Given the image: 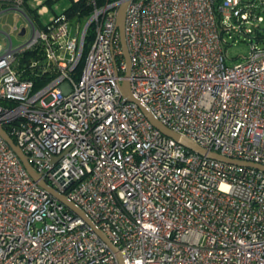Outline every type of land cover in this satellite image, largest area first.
<instances>
[{
  "label": "built area",
  "instance_id": "1",
  "mask_svg": "<svg viewBox=\"0 0 264 264\" xmlns=\"http://www.w3.org/2000/svg\"><path fill=\"white\" fill-rule=\"evenodd\" d=\"M122 1L88 0L84 19L53 15L46 27L23 0L5 1L30 36L17 48L9 37L0 44V101L8 103L0 125L124 264H264V170L185 147L122 98ZM28 6L48 13L47 0ZM246 35V61L227 65V37ZM125 37L131 91L161 123L208 151L264 165V0H129ZM29 49L53 73L37 89L13 69ZM0 264H118L1 136Z\"/></svg>",
  "mask_w": 264,
  "mask_h": 264
},
{
  "label": "water",
  "instance_id": "2",
  "mask_svg": "<svg viewBox=\"0 0 264 264\" xmlns=\"http://www.w3.org/2000/svg\"><path fill=\"white\" fill-rule=\"evenodd\" d=\"M129 3V0L122 1L117 9L116 12V18H115V29L118 31L119 34V40L122 50V55L125 62V72H124V78L119 84L121 96L125 101H131L138 105L140 110L143 112L145 117L148 119V121L151 123L152 126H154L156 129H158L161 133H163L166 136H169L176 141L180 142L185 147L201 154L206 155L210 158H214L217 160H221L224 162L234 163L242 166H252L260 170H264V165L248 162V161H242L238 159H233L229 157H225L222 155H219L217 153L208 151L198 144L194 143L190 139L182 136L181 134L172 131L168 127H166L163 123H161L150 110H148L145 105H143L132 93L131 87H130V81L128 77L130 76L131 71V63H130V57L129 52L127 48L126 43V37H125V17H126V8ZM7 11H17L21 14L19 10L16 8H5L0 10V14L7 12ZM24 29L21 30L20 35L24 34ZM6 37H9V35H6ZM9 39V45L12 46V42ZM0 136L6 141V143L9 145V147L14 151V153L18 156L20 161L22 162L23 166L25 167L28 174L32 177L34 181L38 183L39 186L44 188L46 191H48L50 194H52L54 197H56L61 203H63L65 206H67L69 209L74 211L78 216H80L106 243L107 245L116 253V257L118 260V264H124L123 263V257L121 253L119 252L118 248L114 246L109 239L103 234V232L98 229L95 224L92 222V220L86 216L77 206H75L71 201H69L66 196L54 189L53 187L49 186L41 177V175L36 172L29 162L28 156L23 152V150L14 143V141L10 138V136L7 134V132L4 130V128L0 125ZM52 162L56 161V158L51 159ZM67 185L65 186V188Z\"/></svg>",
  "mask_w": 264,
  "mask_h": 264
},
{
  "label": "trees",
  "instance_id": "3",
  "mask_svg": "<svg viewBox=\"0 0 264 264\" xmlns=\"http://www.w3.org/2000/svg\"><path fill=\"white\" fill-rule=\"evenodd\" d=\"M9 0H0V10L9 8L10 6L5 2ZM29 0H23V3L26 8L27 16L36 22L39 26L46 27L42 24L41 17L35 9H32L28 6ZM51 1L47 0V4ZM90 6L88 0H72L69 6H67L61 13H55V18H68L74 20H82L87 17L90 13ZM91 32V31H90ZM92 40V34H88L87 42L84 46L82 58L74 70V76L77 77L80 73L84 62V56L89 48V44ZM42 55L40 51L38 52L35 49H29L19 53L16 57V61L13 64V69L22 79H29L34 82V89H37L41 85L45 84L53 76V73L45 69L44 63L40 60ZM36 60H39L38 63H35ZM1 104L7 105L8 103L0 101Z\"/></svg>",
  "mask_w": 264,
  "mask_h": 264
},
{
  "label": "rangeland",
  "instance_id": "4",
  "mask_svg": "<svg viewBox=\"0 0 264 264\" xmlns=\"http://www.w3.org/2000/svg\"><path fill=\"white\" fill-rule=\"evenodd\" d=\"M72 0H54L47 4L48 13L41 16L42 22H47L50 16L55 13H61ZM25 30V34L20 35L21 30ZM6 35H9L12 47L17 48L22 45L30 36V26L22 14L17 11H7L0 14V44L5 46L7 43ZM228 46L226 48V64L234 66L246 61L249 53L251 37L246 35L242 38L227 37ZM254 41V39H252Z\"/></svg>",
  "mask_w": 264,
  "mask_h": 264
}]
</instances>
